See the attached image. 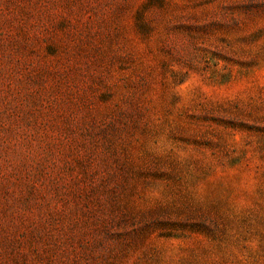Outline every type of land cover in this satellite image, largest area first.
<instances>
[{
	"label": "rangeland",
	"instance_id": "374dc122",
	"mask_svg": "<svg viewBox=\"0 0 264 264\" xmlns=\"http://www.w3.org/2000/svg\"><path fill=\"white\" fill-rule=\"evenodd\" d=\"M0 264H264V0H0Z\"/></svg>",
	"mask_w": 264,
	"mask_h": 264
}]
</instances>
